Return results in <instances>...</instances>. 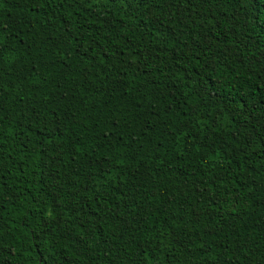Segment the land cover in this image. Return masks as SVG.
<instances>
[{
  "label": "trees",
  "instance_id": "1",
  "mask_svg": "<svg viewBox=\"0 0 264 264\" xmlns=\"http://www.w3.org/2000/svg\"><path fill=\"white\" fill-rule=\"evenodd\" d=\"M0 44V264H264V0H0Z\"/></svg>",
  "mask_w": 264,
  "mask_h": 264
},
{
  "label": "snow or ice",
  "instance_id": "2",
  "mask_svg": "<svg viewBox=\"0 0 264 264\" xmlns=\"http://www.w3.org/2000/svg\"><path fill=\"white\" fill-rule=\"evenodd\" d=\"M162 2L165 4V6H167L168 3H170V0H162ZM4 56H5V49L3 45L0 44V63H2ZM0 120H2V118H0ZM41 230H43V226H41Z\"/></svg>",
  "mask_w": 264,
  "mask_h": 264
}]
</instances>
